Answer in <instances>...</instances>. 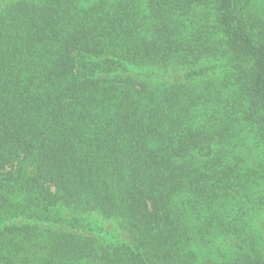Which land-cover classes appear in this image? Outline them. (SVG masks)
Instances as JSON below:
<instances>
[{
	"label": "trees",
	"instance_id": "obj_1",
	"mask_svg": "<svg viewBox=\"0 0 264 264\" xmlns=\"http://www.w3.org/2000/svg\"><path fill=\"white\" fill-rule=\"evenodd\" d=\"M263 180L264 0H0V219L97 211L133 237L48 232L32 263L192 264L223 194ZM249 240L228 264H264Z\"/></svg>",
	"mask_w": 264,
	"mask_h": 264
},
{
	"label": "rangeland",
	"instance_id": "obj_2",
	"mask_svg": "<svg viewBox=\"0 0 264 264\" xmlns=\"http://www.w3.org/2000/svg\"><path fill=\"white\" fill-rule=\"evenodd\" d=\"M184 71L170 69L166 73L158 72L156 80L175 82L182 78ZM246 192L252 193L248 197V201H251L248 206L242 205ZM256 199L264 201V180L257 188L252 189L249 185L245 191L231 192L226 196L224 193L218 205L226 201V208L215 221L224 225L226 232L218 233V236H214L216 233L203 234L196 244L189 246V251L193 250L186 260L192 264H228L233 258L248 254L246 250L250 244L249 238H254L260 247H264V211H257ZM242 211L246 214L241 215ZM124 225L122 221L107 219L97 211L62 209L60 222H34L24 217L6 215L0 219V233L4 228H11L13 231L0 234V264H35L32 263L35 262L34 258L46 250L48 232H65L82 239L93 238L104 245L125 244L131 247L133 237ZM235 227L238 229L234 230ZM26 232L32 233L33 237L26 236Z\"/></svg>",
	"mask_w": 264,
	"mask_h": 264
}]
</instances>
